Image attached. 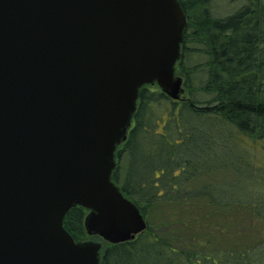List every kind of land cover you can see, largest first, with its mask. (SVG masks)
Masks as SVG:
<instances>
[{
  "label": "water",
  "instance_id": "obj_1",
  "mask_svg": "<svg viewBox=\"0 0 264 264\" xmlns=\"http://www.w3.org/2000/svg\"><path fill=\"white\" fill-rule=\"evenodd\" d=\"M186 19L177 0H0V264H100L146 230L112 182L139 90L173 101Z\"/></svg>",
  "mask_w": 264,
  "mask_h": 264
},
{
  "label": "trees",
  "instance_id": "obj_2",
  "mask_svg": "<svg viewBox=\"0 0 264 264\" xmlns=\"http://www.w3.org/2000/svg\"><path fill=\"white\" fill-rule=\"evenodd\" d=\"M177 1L186 19L175 67L183 94L173 101L155 84L139 90L111 174L146 230L105 243L87 235L79 206L63 227L76 243L100 242V264H264V240L236 242L231 222L239 210L264 222L252 183L255 150L264 149V0H240L223 17L213 14V0ZM223 172L235 177L200 181ZM239 176L249 182L241 191ZM168 208L154 224L155 212Z\"/></svg>",
  "mask_w": 264,
  "mask_h": 264
},
{
  "label": "rangeland",
  "instance_id": "obj_3",
  "mask_svg": "<svg viewBox=\"0 0 264 264\" xmlns=\"http://www.w3.org/2000/svg\"><path fill=\"white\" fill-rule=\"evenodd\" d=\"M242 4L243 2L240 0H213L212 11L216 17H223L236 11ZM255 154L256 158L254 159V165L252 169L253 192H255L259 202H264V149L257 147L255 150ZM234 177V174H231V172H223L215 174L209 178L204 177L200 181L222 182L231 180ZM245 179L246 178H244L243 176H239V191L247 187V184L249 182ZM172 211H174V209L172 208L160 209L156 211L154 214L155 218L153 219L154 224H159L161 221L166 219ZM251 219L252 218L249 214L241 210L236 212L232 217L231 222L236 223L237 225V235L234 238L236 242L244 243L246 245L252 240L254 242L264 240V222Z\"/></svg>",
  "mask_w": 264,
  "mask_h": 264
}]
</instances>
